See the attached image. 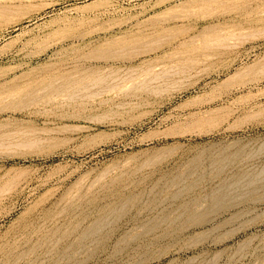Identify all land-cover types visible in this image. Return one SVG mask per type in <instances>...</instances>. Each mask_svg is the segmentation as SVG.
I'll use <instances>...</instances> for the list:
<instances>
[{
  "label": "rangeland",
  "instance_id": "1",
  "mask_svg": "<svg viewBox=\"0 0 264 264\" xmlns=\"http://www.w3.org/2000/svg\"><path fill=\"white\" fill-rule=\"evenodd\" d=\"M0 8V139L35 145L0 147V264H264V213L178 228L264 168V0Z\"/></svg>",
  "mask_w": 264,
  "mask_h": 264
},
{
  "label": "bare ground",
  "instance_id": "2",
  "mask_svg": "<svg viewBox=\"0 0 264 264\" xmlns=\"http://www.w3.org/2000/svg\"><path fill=\"white\" fill-rule=\"evenodd\" d=\"M2 8V7H1ZM0 8V9H1ZM5 8H2V10H4ZM1 10V11H2ZM6 10V9H5ZM4 12V11H3ZM2 13V12H1ZM120 52V51H119ZM121 52H122V50H121ZM120 52V53H121ZM122 53H124V52H122ZM122 53H121V55H122ZM125 53H126V51H125ZM120 55V54H119ZM181 67V66H180ZM185 67V66H184ZM176 68H177V66H176ZM175 68H172V71H169V72H172V73H174L173 72V70H174ZM181 70H182V72L183 73H185V71H186V69H184V68H180ZM184 69V70H183ZM171 70V69H170ZM176 70V69H175ZM174 70V71H175ZM178 70V72L180 73V71H179V69H177ZM176 72V71H175ZM164 73H167L166 71L165 72H162V74L164 75ZM172 73H168V74H172ZM178 73V74H179ZM161 73H160V77H163V75H162ZM181 74V73H180ZM162 75V76H161ZM172 75H174V74H172ZM177 75V74H176ZM108 76V75H107ZM106 75H105V77H107ZM168 77L166 74L164 75V77ZM104 77V78H105ZM157 77V79H156V82H157V80L159 79V76L157 75L156 76ZM165 77V78H166ZM174 77V76H173ZM98 78H99V76H98ZM114 78V77H113ZM153 78H155L154 76H153ZM169 78V77H168ZM168 78H167V80H168ZM116 79V78H115ZM151 79V78H150ZM104 80H106V79H104ZM151 80H153V79H151ZM155 80V79H154ZM153 80V81H154ZM160 80V79H159ZM158 80V81H159ZM113 81V80H112ZM148 81H149V79H148ZM147 81V82H148ZM67 82V81H66ZM82 82V81H81ZM145 82V81H144ZM144 82H143V84H144ZM147 82H146V84H147ZM149 82H151V81H149ZM165 82V81H164ZM170 82V81H169ZM57 83V82H56ZM152 83V82H151ZM171 83V82H170ZM173 83V82H172ZM59 84V83H58ZM57 84V85H58ZM67 84H68V82H67ZM83 84V83H82ZM89 84V83H88ZM104 84V81H103V78H102V80H98L97 81V83H96V85H98V86H102ZM146 84H144V86L146 85ZM50 85H51V83H50ZM61 85V84H60ZM87 84H85V86H86ZM149 85H150V83H149ZM149 85L147 84V86L149 87ZM169 85V84H168ZM106 86V85H105ZM86 87H88V86H86ZM90 87V86H89ZM93 87V86H92ZM136 87V86H135ZM147 87V88H148ZM47 88H49V87H47ZM53 88V87H52ZM51 88V89H52ZM56 88V87H55ZM61 88H63V87H61ZM110 88V87H109ZM108 88V89H109ZM142 88H146V87H142ZM141 88V89H142ZM149 88H151V86L149 87ZM43 89V88H42ZM45 89H46V86H45ZM111 89V88H110ZM136 89V88H135ZM153 89H156V88H153ZM158 89V88H157ZM156 89V90H157ZM83 90H84V88H83ZM101 90H103V89H101ZM151 90H152V88H151ZM155 90V92H157ZM159 90H160V88H159ZM48 91V90H47ZM49 91H51L50 90V88H49ZM81 92H82V90H80ZM79 91V92H80ZM98 90H96V92H97ZM145 91H146V89H145ZM78 92V93H79ZM96 92H94V93H96ZM158 92H161V91H158ZM99 93H102L103 94V92L101 91V92H99ZM77 94V93H76ZM76 94H74V95H76ZM83 94H85V93H82V98L84 97L83 96ZM89 94V92L87 93V94H85V95H88ZM90 94H92V93H90ZM89 94V95H90ZM94 96L96 95V94H93ZM92 95V96H93ZM73 96V95H72ZM80 96V95H79ZM99 96V95H98ZM75 97V96H74ZM76 97H78L77 95H76ZM87 97H89V96H87ZM70 99H72L73 97H69ZM81 98V97H80ZM74 100V99H73ZM75 100H77L76 98H75ZM6 134H8V133H6ZM6 134H5V136L3 137L2 136V138L0 139V147L1 148H3L4 150L5 149H23V148H25V147H27V148H32V147H34L35 145L34 144H32V143H30V142H23V143H14V144H9V141L6 143V139L8 138V137H10V133L8 134L9 136H7L6 137ZM2 135H4V134H2ZM11 135H13L12 137H14V136H16L15 134H11ZM1 136V135H0ZM11 138V137H10ZM14 138H16V137H14ZM18 138H21V136L20 137H18ZM12 139V138H11ZM17 139V138H16ZM16 139H12L11 141L13 142L14 140H16ZM6 140V141H5ZM10 140V139H9ZM20 140V139H19ZM22 140V139H21ZM11 143V142H10ZM263 146V145H262ZM0 148V149H1ZM263 148V147H262ZM260 150V148H258V151ZM264 150V149H263ZM257 151V152H258ZM252 152V151H251ZM250 152V153H251ZM256 151H254V153H255ZM255 153V154H258V153ZM260 153H262V152H260ZM252 154H253V152H252ZM255 154H253V155H250V156H254ZM236 155V154H235ZM242 156V155H241ZM258 156V155H257ZM223 158V157H222ZM197 159V158H196ZM152 160V159H151ZM220 160V159H219ZM150 161V160H149ZM195 161L196 160H194V162L193 163H195ZM211 161H212V159L210 160V163H211ZM221 162V161H220ZM151 163V162H150ZM192 163V164H193ZM198 163V162H197ZM213 163V162H212ZM211 163V164H212ZM231 163V162H230ZM199 164V163H198ZM219 164V163H218ZM195 165H197V164H195ZM212 165H216V162H214ZM199 166V165H198ZM218 167V166H217ZM221 166H219V168H220ZM213 168H215V167H213ZM217 169V170H220V169ZM221 168H223V167H221ZM199 169V168H198ZM216 170V171H217ZM223 170V169H222ZM226 170V169H225ZM249 171V170H248ZM208 172H210V171H208ZM211 172H212V170H211ZM191 173V172H190ZM242 173V172H241ZM240 173V174H241ZM251 173H253V172H251ZM193 174V173H192ZM211 174V173H210ZM217 174V173H216ZM215 174V175H216ZM218 174H220V171H219V173ZM223 174V173H222ZM215 175L213 174V176L215 177ZM191 176V175H190ZM200 176V175H199ZM201 176H203V175H201ZM200 176V177H201ZM206 176V175H205ZM243 176V175H242ZM238 177V178H235V179H230L229 181H227V180H225V181H223V179H222V181L223 182H221V183H219L218 185H214L213 186V188L211 189V188H209V186H208V189H209V191L205 194V196L204 197H202V198H199L200 200H197V201H195L194 202V206L193 207H189V208H183V210L180 212V214H179V218H182L183 219V222H181L180 223V225H178V228H180V229H187V228H190V227H193V226H203L206 222H209V221H214V220H216V219H223V221L222 222H220L221 224H219V225H225V224H229L230 223V221H233V220H237V219H240L241 217H243V216H245V215H249V214H253V216H254V218H257V217H260L261 216V214H263L264 212L262 211V213H260V214H258V213H256L257 212V207L259 206V205H264V168L263 169H261L260 170V172H258V173H256V174H250V176H244V177ZM232 177V176H231ZM205 178V177H204ZM223 178H225V177H223ZM194 179H196V178H194ZM202 179V178H201ZM208 179V178H207ZM179 180V178L178 179H174L173 180V182L175 183V182H177ZM190 180V179H189ZM193 180V179H192ZM205 181V179H202V181ZM218 180V179H217ZM221 180V179H220ZM219 180V181H220ZM194 181H196V180H194ZM197 181H199V180H197ZM197 181H196V183H197ZM209 181H210V178H209ZM178 182H180V181H178ZM211 182V181H210ZM192 183L193 182H191V185H192ZM204 183V182H203ZM202 183V184H203ZM218 183V182H217ZM216 183V184H217ZM177 184V183H176ZM180 184V183H179ZM182 184V183H181ZM185 184V183H184ZM183 184V186L182 187H185V185ZM188 184V183H187ZM198 184V183H197ZM190 185V184H189ZM189 185H186L187 187L189 186ZM209 185V184H208ZM168 186V185H167ZM191 187V186H190ZM194 187V186H193ZM196 187V186H195ZM203 187V186H202ZM186 188V187H185ZM192 188V187H191ZM191 188H190V190H191ZM186 189H188V188H186ZM179 190H180V188H179ZM183 191H186V190H184V188L182 189V194L184 193ZM188 191H189V189H188ZM187 191V192H188ZM206 191H207V189H206ZM176 192V191H175ZM177 192L179 193V191L177 190ZM191 192V191H190ZM201 192H203V191H201ZM186 193V192H185ZM177 194V193H176ZM182 194H178V195H182ZM188 194V193H187ZM116 196V195H115ZM169 196V195H168ZM176 196V195H175ZM183 196H184V194H183ZM122 197V196H121ZM171 197V196H170ZM197 198H198V196H196ZM179 198V197H178ZM131 200H132V198H130ZM129 199V200H130ZM125 200H127V199H125ZM129 200H127L126 201V203H130V202H128ZM123 201V200H122ZM134 201V200H133ZM132 201V202H133ZM124 202V201H123ZM119 204V206L121 207V205H122V203H121V201L118 203ZM133 204V203H132ZM192 204H193V202H192ZM111 205H112V203H111ZM123 205H125V207H126V205L127 204H125V202H124V204ZM117 206V205H116ZM131 206V205H130ZM199 206V208L201 207V209H197L196 210V208L195 207H198ZM124 207V206H123ZM127 207H129V206H127ZM98 208V207H97ZM122 208V207H121ZM122 209H125V208H122ZM109 210H114V209H109ZM116 210V209H115ZM121 211H123V210H121ZM120 211V212H121ZM126 211V210H125ZM119 212V213H120ZM116 213V212H115ZM117 213H118V211H117ZM118 213V214H119ZM106 214V213H105ZM123 214H125V213H123ZM107 216V215H106ZM121 216V215H120ZM183 216V217H182ZM88 217V216H87ZM108 217V216H107ZM110 217V216H109ZM103 218H105V216L103 217ZM102 219V218H101ZM109 220V219H108ZM112 221H114V220H112ZM87 222V221H86ZM115 222V221H114ZM93 223H95V221L93 222ZM158 223V222H157ZM152 224V225H154L153 227H155V225L157 226L158 224ZM161 223V222H160ZM160 223H159V225H160ZM207 224V223H206ZM104 225H108V224H106V221L105 220H100L99 221V219H98V222H96L94 225H93V227L91 228V227H89V228H91V229H89L88 231L87 230H85V231H87L85 234H83V236H85V237H88V236H92V235H95V234H97L103 227H104ZM111 225V224H110ZM109 225V226H110ZM159 225H158V228H159ZM92 226V225H91ZM172 226V225H171ZM105 228V227H104ZM201 228V227H200ZM149 230H150V228H148ZM152 229H154V228H152ZM156 229V228H155ZM80 231V230H79ZM84 231V232H85ZM72 234V233H71ZM75 235V234H74ZM197 235V234H196ZM58 236V235H57ZM73 236V235H72ZM199 236V235H198ZM94 237V236H93ZM47 238V237H46ZM200 238V237H199ZM77 239V238H76ZM93 239V238H92ZM40 240V239H39ZM82 240V239H81ZM89 240V239H88ZM90 240H91V238H90ZM196 241H198V240H196ZM83 243V242H82ZM88 245V244H87ZM61 246V245H60ZM61 255V254H60ZM70 255V254H69ZM21 258V257H20ZM30 260V259H29ZM18 261V260H17ZM26 263V262H25ZM24 263V264H25ZM32 264V263H31Z\"/></svg>",
  "mask_w": 264,
  "mask_h": 264
}]
</instances>
